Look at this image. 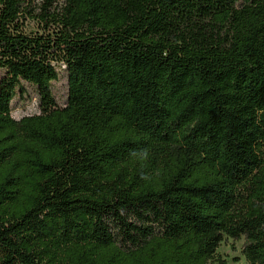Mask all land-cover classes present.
Wrapping results in <instances>:
<instances>
[{
	"label": "trees",
	"instance_id": "obj_1",
	"mask_svg": "<svg viewBox=\"0 0 264 264\" xmlns=\"http://www.w3.org/2000/svg\"><path fill=\"white\" fill-rule=\"evenodd\" d=\"M225 239L264 264V0H0V264H228Z\"/></svg>",
	"mask_w": 264,
	"mask_h": 264
},
{
	"label": "rangeland",
	"instance_id": "obj_2",
	"mask_svg": "<svg viewBox=\"0 0 264 264\" xmlns=\"http://www.w3.org/2000/svg\"><path fill=\"white\" fill-rule=\"evenodd\" d=\"M40 0H32L33 4ZM24 29L26 32L38 31V25L30 18L23 20ZM58 72V79L51 83L52 93L58 106H63L66 102L67 94V74L65 67L62 65H55ZM26 90L22 96L16 95L11 103V116L18 120L25 115H30L35 112L37 106V99L35 90L27 83H23ZM243 241H234L232 239H225L217 249V254L225 259L228 264H246L241 253Z\"/></svg>",
	"mask_w": 264,
	"mask_h": 264
},
{
	"label": "clouds",
	"instance_id": "obj_3",
	"mask_svg": "<svg viewBox=\"0 0 264 264\" xmlns=\"http://www.w3.org/2000/svg\"><path fill=\"white\" fill-rule=\"evenodd\" d=\"M141 155H142V156H147V151H146V150L143 151V152L141 153Z\"/></svg>",
	"mask_w": 264,
	"mask_h": 264
}]
</instances>
